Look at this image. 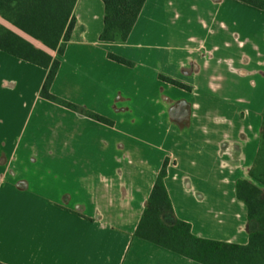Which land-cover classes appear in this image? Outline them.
Returning a JSON list of instances; mask_svg holds the SVG:
<instances>
[{
	"label": "crops",
	"instance_id": "obj_1",
	"mask_svg": "<svg viewBox=\"0 0 264 264\" xmlns=\"http://www.w3.org/2000/svg\"><path fill=\"white\" fill-rule=\"evenodd\" d=\"M75 16L64 55L52 53L61 65L51 93L113 125L43 99L48 71L0 51V264H201L136 236L166 160L175 218L197 238L247 245L257 224L237 182L264 190L250 177L264 11L147 0L126 42L100 40L101 0H78Z\"/></svg>",
	"mask_w": 264,
	"mask_h": 264
},
{
	"label": "trees",
	"instance_id": "obj_2",
	"mask_svg": "<svg viewBox=\"0 0 264 264\" xmlns=\"http://www.w3.org/2000/svg\"><path fill=\"white\" fill-rule=\"evenodd\" d=\"M78 0H0V18L17 32L0 24V51L37 65L48 71L41 97L98 122L113 123L97 114L87 112L51 93L63 56L76 24L75 7ZM105 8L102 42H126L135 27L147 0H101ZM264 11V0H238ZM29 39V40H28ZM37 41L45 49L37 48ZM119 64L133 67L124 58L109 55ZM161 80L191 91V88L161 76ZM166 160L154 184L147 206L137 228L136 236L164 249L201 264H264V190L248 180L237 182V197L248 210V220L256 223L249 243L245 246L195 237L188 223L175 218L165 178ZM250 177L264 186V111L262 114L261 145Z\"/></svg>",
	"mask_w": 264,
	"mask_h": 264
},
{
	"label": "rangeland",
	"instance_id": "obj_3",
	"mask_svg": "<svg viewBox=\"0 0 264 264\" xmlns=\"http://www.w3.org/2000/svg\"><path fill=\"white\" fill-rule=\"evenodd\" d=\"M76 113V112H75ZM86 116V115H85ZM89 118V117H88ZM91 119V118H90ZM94 120V119H93ZM96 121V120H95ZM98 122V121H97ZM101 123V122H100ZM102 124H104V123H102ZM113 125V124H112ZM111 126V125H110Z\"/></svg>",
	"mask_w": 264,
	"mask_h": 264
}]
</instances>
